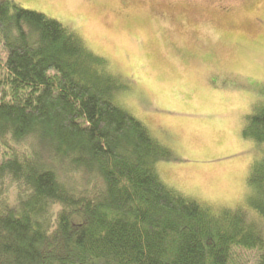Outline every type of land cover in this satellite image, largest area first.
Masks as SVG:
<instances>
[{
  "label": "trees",
  "instance_id": "16d2710c",
  "mask_svg": "<svg viewBox=\"0 0 264 264\" xmlns=\"http://www.w3.org/2000/svg\"><path fill=\"white\" fill-rule=\"evenodd\" d=\"M83 38L0 0V264H264L244 211L169 186L172 151L115 94L125 83ZM243 136L264 147V105ZM249 204L264 219V155Z\"/></svg>",
  "mask_w": 264,
  "mask_h": 264
},
{
  "label": "rangeland",
  "instance_id": "374dc122",
  "mask_svg": "<svg viewBox=\"0 0 264 264\" xmlns=\"http://www.w3.org/2000/svg\"><path fill=\"white\" fill-rule=\"evenodd\" d=\"M13 1L109 61L126 85L117 102L172 151L156 166L169 186L216 212L241 209L264 232L247 183L264 147L242 133L264 105V0Z\"/></svg>",
  "mask_w": 264,
  "mask_h": 264
}]
</instances>
